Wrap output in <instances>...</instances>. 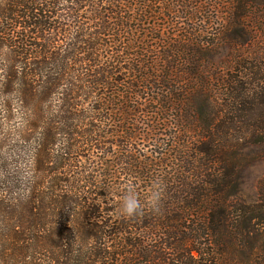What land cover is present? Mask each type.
Returning <instances> with one entry per match:
<instances>
[{
	"label": "trees",
	"instance_id": "16d2710c",
	"mask_svg": "<svg viewBox=\"0 0 264 264\" xmlns=\"http://www.w3.org/2000/svg\"><path fill=\"white\" fill-rule=\"evenodd\" d=\"M262 145L264 0H0V264H264Z\"/></svg>",
	"mask_w": 264,
	"mask_h": 264
},
{
	"label": "rangeland",
	"instance_id": "374dc122",
	"mask_svg": "<svg viewBox=\"0 0 264 264\" xmlns=\"http://www.w3.org/2000/svg\"><path fill=\"white\" fill-rule=\"evenodd\" d=\"M225 19V17H223ZM213 21H216V19H213ZM194 25L198 26L197 23L193 22ZM189 25V24H188ZM194 27V26H193ZM192 27V28H193ZM201 27V26H199ZM203 30H205V26H202ZM208 28V27H206ZM222 53L221 57H224V55L227 53L225 50H221L218 52L217 57H215V60L218 61V56ZM163 127H159V129H156V132H152V135H156L157 139H161L164 135H170L171 133H175V129H166ZM155 137V136H154ZM149 137L144 143L140 142L138 145V150H144L147 148L148 143H151ZM154 139V138H153ZM171 144V143H170ZM153 146V144L151 145ZM159 148L152 147L153 151L158 150ZM151 151V150H150ZM250 151L253 153L254 157L253 160L248 166L244 173L242 178V184L239 187L240 193L242 195V198L246 202H254L257 199L258 194V186L261 183V181L264 179V145L251 148Z\"/></svg>",
	"mask_w": 264,
	"mask_h": 264
},
{
	"label": "clouds",
	"instance_id": "9594fccd",
	"mask_svg": "<svg viewBox=\"0 0 264 264\" xmlns=\"http://www.w3.org/2000/svg\"><path fill=\"white\" fill-rule=\"evenodd\" d=\"M159 193L153 192L146 200L142 203L137 193L132 189H128L121 197L119 203V215L125 219H132L140 216L145 210L152 212L159 211Z\"/></svg>",
	"mask_w": 264,
	"mask_h": 264
}]
</instances>
